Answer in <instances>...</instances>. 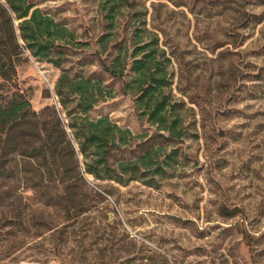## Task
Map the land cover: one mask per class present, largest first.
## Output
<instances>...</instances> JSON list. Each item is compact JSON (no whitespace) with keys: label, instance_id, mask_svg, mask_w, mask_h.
<instances>
[{"label":"rangeland","instance_id":"rangeland-1","mask_svg":"<svg viewBox=\"0 0 264 264\" xmlns=\"http://www.w3.org/2000/svg\"><path fill=\"white\" fill-rule=\"evenodd\" d=\"M31 1L75 32L79 45L66 54L70 75L101 77L116 90L123 79L102 71L97 37L108 31L122 40L137 27L157 33L171 57L173 100L184 102L186 136L169 145L181 156L170 177L158 178L154 187L114 184L91 218L29 238L14 254L21 259L15 264H111V249L131 248L132 240L149 249L142 264H264V254L256 255L264 249V0H127L112 30L102 8L106 0ZM61 72L24 53L17 86L33 110L59 107ZM133 99L119 93L85 116H108L136 140H156L155 127L139 121ZM87 180L100 191L103 182ZM9 260L0 264H13Z\"/></svg>","mask_w":264,"mask_h":264},{"label":"trees","instance_id":"trees-1","mask_svg":"<svg viewBox=\"0 0 264 264\" xmlns=\"http://www.w3.org/2000/svg\"><path fill=\"white\" fill-rule=\"evenodd\" d=\"M126 1L106 0L102 6L109 30ZM148 33L137 27L122 40H112L108 31L97 37L95 54L105 56L102 71L123 79L116 90L104 85L101 77L72 76L65 69L67 52L79 45L75 32L31 0H0V261L10 258L15 264L21 259L14 254L29 238L91 218L105 194H113L114 184L141 181L154 187L158 178L177 170L180 149L170 146L186 136L184 102L173 100L171 57L160 36ZM26 51L62 69L55 84L59 107L35 111L19 90L16 66ZM119 93L134 98L139 121L155 127L156 140L140 142L108 116H85ZM89 175L103 182L97 186L100 191L90 186ZM132 241L133 249L118 243L111 249V264L150 259L149 249ZM243 241L252 251L246 235ZM261 253L264 249L256 255Z\"/></svg>","mask_w":264,"mask_h":264}]
</instances>
